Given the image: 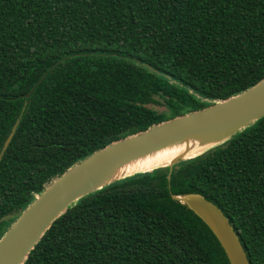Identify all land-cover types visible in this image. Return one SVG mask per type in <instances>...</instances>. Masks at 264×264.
Segmentation results:
<instances>
[{
    "label": "trees",
    "instance_id": "16d2710c",
    "mask_svg": "<svg viewBox=\"0 0 264 264\" xmlns=\"http://www.w3.org/2000/svg\"><path fill=\"white\" fill-rule=\"evenodd\" d=\"M264 79V0H0V239L56 178L111 143ZM199 195L264 264V116L172 167L70 205L23 264H229L172 199Z\"/></svg>",
    "mask_w": 264,
    "mask_h": 264
},
{
    "label": "water",
    "instance_id": "95a60500",
    "mask_svg": "<svg viewBox=\"0 0 264 264\" xmlns=\"http://www.w3.org/2000/svg\"><path fill=\"white\" fill-rule=\"evenodd\" d=\"M263 116L264 79L234 97L154 125L144 132L123 138L94 152L53 180L42 193L34 195L33 202L0 239V264H23L52 223L80 198L119 179L158 167H172L180 160L196 155L188 158L182 155L166 165L108 179L113 167L154 149L187 139L206 138L205 147L202 149L205 151L230 139ZM17 125L18 121L4 141L0 161ZM172 199L184 204L202 220L218 241L229 264H249L237 234L217 206L194 194L172 196Z\"/></svg>",
    "mask_w": 264,
    "mask_h": 264
},
{
    "label": "bare ground",
    "instance_id": "6f19581e",
    "mask_svg": "<svg viewBox=\"0 0 264 264\" xmlns=\"http://www.w3.org/2000/svg\"><path fill=\"white\" fill-rule=\"evenodd\" d=\"M206 138L187 139L176 142L148 153L132 158L111 169L108 179L131 175L136 172L147 171L157 166L168 164L172 159L184 155L193 157L199 154L205 147Z\"/></svg>",
    "mask_w": 264,
    "mask_h": 264
}]
</instances>
